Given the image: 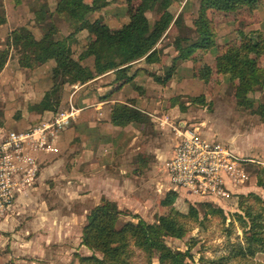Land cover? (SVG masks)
Listing matches in <instances>:
<instances>
[{
    "label": "rangeland",
    "instance_id": "374dc122",
    "mask_svg": "<svg viewBox=\"0 0 264 264\" xmlns=\"http://www.w3.org/2000/svg\"><path fill=\"white\" fill-rule=\"evenodd\" d=\"M56 1L0 0L5 17L0 26V53L7 52L0 70L1 133L33 129L61 112L73 111L75 120L87 112L88 108L81 103L78 107L82 110H74L77 99L74 91L82 84L53 78L54 60L47 42L26 51L9 45V34L13 30L26 27L35 38H41L54 26V39L74 34L71 49L73 57L77 58L85 50L88 38L83 39L81 30L77 31L78 23L54 12ZM200 1L171 0L167 8L173 19L155 45L157 60L151 62L150 74L155 77L157 89L148 92V97L155 100L150 99L152 103L142 107L148 114L139 110L144 121L134 124L141 128L137 138L120 137L117 146L123 150V155L109 167L115 182L106 189L110 190V197L118 198L120 207L117 206L121 211L115 226L120 228L139 219L156 223L162 215L178 214L183 236H164L161 240L173 250L187 252L189 264H264V245L251 243L248 247L244 231L253 223V230L264 238V118L253 108L238 105V79L216 68L217 58L228 47L264 44V14L259 19L253 13L262 0L234 11L208 9L206 15L215 33L214 45L197 49L182 60L176 44L185 48L188 40L197 38ZM136 4L137 1L131 6L124 0H109L106 9L104 6L90 12L86 18H100L105 22V19L120 20L126 15L130 20L131 7ZM45 8L44 19L37 20L36 11L39 14ZM162 12V7L155 6L145 14L152 25ZM39 49L46 55L43 63L33 66L20 63V57L32 56ZM249 54L264 69V53L253 50ZM81 64L92 69L93 58L86 57ZM122 80L123 84L130 83L132 77L126 74ZM54 83L60 84L56 94L59 104L54 110H42L38 104ZM249 97L254 101V108L264 103V81L254 87ZM127 100V104L137 109L132 98ZM71 121L65 128L74 124ZM183 128H193L203 138L215 139L244 158L241 170L245 179L238 183L227 180L226 185L231 189L225 196L202 198L177 190L172 204L162 205L171 190L166 164L178 139L176 129ZM77 129L80 135L88 134L82 126ZM80 135L71 141L73 148L69 149L66 145L73 134L66 133L64 144L55 155L60 158L59 169L42 182L34 181L22 198H15L8 212L10 218L0 219V264H89L81 262L80 258L101 257L82 243L87 215L105 197L98 193L90 195L91 190L85 188L71 170L74 148L78 149L81 141H85ZM83 166L79 170L82 173ZM191 208L196 210V215L190 213ZM118 264H158V252L147 254L130 242L123 262Z\"/></svg>",
    "mask_w": 264,
    "mask_h": 264
},
{
    "label": "trees",
    "instance_id": "16d2710c",
    "mask_svg": "<svg viewBox=\"0 0 264 264\" xmlns=\"http://www.w3.org/2000/svg\"><path fill=\"white\" fill-rule=\"evenodd\" d=\"M127 5H132L136 0H124ZM259 0H201L198 9L197 38L188 40L183 48L176 44L178 57L187 59L197 49H208L215 43V33L207 18L208 9L222 11H234L241 6L251 7ZM171 0H137V4L131 7L130 20L115 31H111L107 24L100 18L88 20L87 14L107 5V0H57L54 12L64 14L69 19L79 24L77 31L87 30L92 37L87 40L85 50L77 58L73 57L71 42L74 34H69L61 39H54V26H50L41 38L36 39L26 27L13 30L9 34V45L26 51L38 47L40 43L47 42L54 66L51 68L52 76L63 78L64 83L83 84L110 70L127 69L133 61L144 57L148 62H154L156 58L155 45L164 31L171 23L173 16L167 11ZM155 6L163 8L159 18L151 25L146 17V11ZM46 8L37 14L36 19L41 21L46 14ZM5 22L4 12L0 9V25ZM179 42V41H177ZM264 53V44L255 46L232 45L228 47L216 60V68L219 72L229 73L238 79L236 85L237 103L240 106L254 109L264 118V103H259L254 108V101L249 94L254 87L264 81V69L258 66L256 58L250 56V51ZM6 51L0 53V70L6 59ZM86 57L93 58V68L90 69L81 64ZM46 60L42 49L32 56L20 57V63L25 66L41 64ZM60 84L54 83L52 88L45 93L38 104L42 110L51 111L58 106L56 100L60 90ZM110 122L114 125L124 126L133 122H143L144 115L134 107L125 103H115L109 114ZM177 193L169 190L162 205L172 204ZM207 206H210L207 204ZM190 213L196 215V210L191 208ZM121 211L115 201L103 198L99 204L93 207L86 218V224L82 231V243L90 250L101 254L82 256L81 262L89 264H118L123 262L126 248L130 242L151 254L158 252V264H189L186 261L187 252L173 250L161 240L164 236L180 238L184 234L183 225L178 220V214L162 215L156 223H148L139 219L136 223L127 222L120 228L115 224ZM252 227L244 230L248 247L250 244L264 245V238L257 234ZM248 233V234H247ZM251 249V248H248ZM243 250V248H242ZM250 252L253 249L249 250ZM241 248L238 253L240 254Z\"/></svg>",
    "mask_w": 264,
    "mask_h": 264
},
{
    "label": "crops",
    "instance_id": "0c3cea01",
    "mask_svg": "<svg viewBox=\"0 0 264 264\" xmlns=\"http://www.w3.org/2000/svg\"><path fill=\"white\" fill-rule=\"evenodd\" d=\"M107 1L109 3V0ZM86 2H90V0ZM108 3L104 9L108 7ZM256 10L253 13L256 16L258 15V18L260 19L264 14V0H262V3H260ZM125 16L120 18V20L116 18L105 19V23L111 31H115L116 29L120 28L122 24L129 20L128 17ZM262 20H264V16ZM86 31L87 30L80 31V35L83 39L86 38L85 36H87L89 39L91 36L90 34L87 35ZM36 39L39 38L36 37ZM150 71H152V63L146 61L144 56L130 63L129 67L125 70L117 69L107 71L78 86V88L74 91V94H77V99L74 101V110H82L81 107H78L81 103V105H86L88 108L87 112L85 113V116H81L76 120L75 117L71 118V120L73 119L72 121L74 124L71 125L69 129L65 128V126L63 130L58 132L56 139L52 143V147L54 149L53 151L47 153L41 152L37 154L38 171L35 182H42L45 177H47L49 174H53L57 169H59L60 158H56L55 155H57L58 151L60 150L59 146L62 147L64 144V142H62L64 140L63 137H65L66 133L71 132V134H73L72 138L68 140L69 144L67 143L66 145V147L69 149L73 148L71 141L76 139L78 134H81L77 128L82 126L84 128V132H87L88 134L83 133V135L79 136L84 137L83 139H85V141H81V147H78V149L76 147L74 148V155L71 161L73 167L71 170L76 174V179H78L80 183L84 184L85 188L91 190L90 195H93V193H98L107 199L115 201L116 205L120 207L117 200L118 198L110 197L108 195L110 190L108 191L106 189L115 182L114 178L110 176L109 167L113 163L112 161L116 162V159L123 155V150L118 149L117 146L120 137L125 136L127 138L136 139L141 128L138 129L135 127V122L124 126L114 125L110 122L109 114L113 104H127L126 101H128V98L133 99L134 106L138 110L148 114L142 107L150 105L152 103L150 99L155 100V98L152 99L148 97V92L157 89V82L155 77L150 74ZM126 74L131 76L132 80L130 83L123 84L124 80L120 81V79ZM130 84H132L131 87H129ZM156 103L158 102L156 101ZM128 105L131 106V104ZM177 142L178 139L176 144ZM46 159L47 162L44 163V160ZM82 164L84 165V173L79 171ZM77 172H79V175ZM169 185L170 189H176L170 182ZM29 187H31V185L20 189V191L16 193L15 198H22L23 193ZM227 187L228 189H231V186ZM177 190L183 189L178 188L175 191ZM99 198H101V196ZM9 216L10 214L7 213L5 215V219L10 218Z\"/></svg>",
    "mask_w": 264,
    "mask_h": 264
},
{
    "label": "built area",
    "instance_id": "2783aa9c",
    "mask_svg": "<svg viewBox=\"0 0 264 264\" xmlns=\"http://www.w3.org/2000/svg\"><path fill=\"white\" fill-rule=\"evenodd\" d=\"M74 112H61L37 127L0 133V219L10 211L16 193L36 179L37 154L53 151L58 132ZM178 142L166 164L169 182L202 198L228 194L227 180L241 182L244 158L216 140L203 138L193 128L176 129ZM174 189V190H176Z\"/></svg>",
    "mask_w": 264,
    "mask_h": 264
}]
</instances>
